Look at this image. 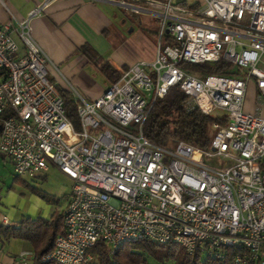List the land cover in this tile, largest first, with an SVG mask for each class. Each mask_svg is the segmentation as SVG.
<instances>
[{
  "label": "built area",
  "instance_id": "2783aa9c",
  "mask_svg": "<svg viewBox=\"0 0 264 264\" xmlns=\"http://www.w3.org/2000/svg\"><path fill=\"white\" fill-rule=\"evenodd\" d=\"M54 1H42L23 19L3 1L10 19L0 24V157L19 177L43 175L53 164L74 181L64 230L43 260L90 264L98 242L113 253L121 244L151 240L212 260L235 251L232 264H264V68L258 66L264 0H201L196 9L162 3L153 11L155 57L128 65L93 100L69 81L63 86L47 76V64L60 71L31 21ZM118 3L140 10L129 0ZM220 59L237 73L199 77L188 66ZM252 80L255 113L245 111ZM57 85L72 92L78 126ZM174 85L187 95L188 111H223L212 123L209 150L184 141L161 145L145 135L155 101ZM219 156L230 166L205 160Z\"/></svg>",
  "mask_w": 264,
  "mask_h": 264
},
{
  "label": "crops",
  "instance_id": "0c3cea01",
  "mask_svg": "<svg viewBox=\"0 0 264 264\" xmlns=\"http://www.w3.org/2000/svg\"><path fill=\"white\" fill-rule=\"evenodd\" d=\"M17 19H23L44 0H3ZM0 0V24L10 19L7 7ZM169 0H129L140 8L139 12L126 9L118 0H56L40 16L31 21L35 38L48 53L52 62L60 71L52 69L61 85L66 80L81 91L88 99L101 96L111 83L96 65L89 61L82 52L84 46H90L105 59L111 60L117 67H126L141 60L138 52L149 45L150 38L144 21L151 27V21L157 20L153 11H158L161 4ZM177 6L190 8L201 5V0H170ZM126 32V33H125ZM112 36H115L113 39ZM4 164L8 161L1 156ZM1 180L2 198L0 221L16 225L23 217H44L51 215L39 206L35 196H23L19 201L5 192ZM69 200V199H68ZM68 202V201H67ZM3 216L8 222L2 220ZM34 246L21 238L12 237L6 243L0 241V262L14 264L25 258L27 264H33Z\"/></svg>",
  "mask_w": 264,
  "mask_h": 264
},
{
  "label": "trees",
  "instance_id": "16d2710c",
  "mask_svg": "<svg viewBox=\"0 0 264 264\" xmlns=\"http://www.w3.org/2000/svg\"><path fill=\"white\" fill-rule=\"evenodd\" d=\"M186 5L184 3V6ZM198 7V5L190 6L191 9ZM82 52L111 84L117 82L123 70L128 67H117L111 60L105 59L90 46H84ZM181 65L186 66L185 62H182ZM188 66L199 77H206L210 74L234 75L237 73V68L225 59L214 63ZM57 89L64 100L67 116L78 126V114L72 92L61 85H57ZM186 98L187 95L178 85L172 86L164 98L155 101L145 123L144 133L150 140L161 145L171 146L173 142L184 141L203 150H209L215 136L212 123L218 117L213 114H205L199 109L188 111L184 105ZM36 192L44 195L37 189ZM63 230V211H56L50 218L23 217L16 225L0 221V241L6 243L12 237L29 241L35 249L33 264H57L50 260L44 261L43 258L53 250L55 240ZM93 252L97 256L95 264H144L147 261L146 254L162 260L173 257L179 259L181 264H208L207 261L210 259L209 256H206L203 261L202 254L198 251L188 254L179 245L163 244L151 240L121 244L113 253L103 242H98ZM234 252L229 251L227 259H213V261L216 264H232Z\"/></svg>",
  "mask_w": 264,
  "mask_h": 264
},
{
  "label": "rangeland",
  "instance_id": "374dc122",
  "mask_svg": "<svg viewBox=\"0 0 264 264\" xmlns=\"http://www.w3.org/2000/svg\"><path fill=\"white\" fill-rule=\"evenodd\" d=\"M144 21V28L147 29L150 43L147 46H144L143 50L138 52L139 57L141 59H153L155 57V54L157 52V36L156 32L159 29L158 20H152L151 21V27H148L147 21L143 19ZM126 33V32H125ZM114 39L115 36H112ZM264 60V58H263ZM261 68H264V63H260L258 65ZM48 78L59 84L60 82L57 80L58 78H55L53 71L48 66ZM57 74H60V72L56 71ZM259 104L256 103L255 98V86H254V80L249 84L248 88V94L246 97L245 102V111L255 113L257 111ZM220 112H223L221 110H216L213 112V115L217 116L220 114ZM6 164H4V160L0 159V178L3 182V187L5 192H9V195L16 198V201H19L23 198V196H33L37 197L40 202L39 206L43 207V211L48 213L49 215H53L54 212H62L66 209L67 201H69L70 193L74 185V181L68 177L66 174H64L57 166L50 164L48 170L43 175H39L36 177H30V176H22L19 177L18 174L14 171L13 165L9 159ZM212 165L220 168H225L230 166V162L222 159V157L217 158H209L205 159ZM3 189V188H2ZM36 189L41 191L44 195L38 194L36 192ZM45 196V197H44ZM53 199V200H52ZM0 209H3V205L0 206ZM0 215H3L0 214ZM51 215V216H52ZM206 253L202 254V260L205 261ZM146 263L144 264H181V261L179 259L168 257L162 259H158L150 254H146ZM208 264H216L212 259H208ZM97 262V259L90 264H95Z\"/></svg>",
  "mask_w": 264,
  "mask_h": 264
}]
</instances>
